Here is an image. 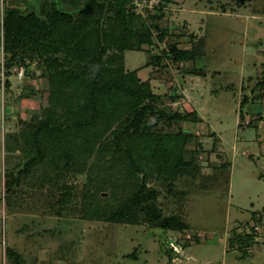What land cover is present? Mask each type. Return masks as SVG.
Returning <instances> with one entry per match:
<instances>
[{
    "label": "rangeland",
    "instance_id": "374dc122",
    "mask_svg": "<svg viewBox=\"0 0 264 264\" xmlns=\"http://www.w3.org/2000/svg\"><path fill=\"white\" fill-rule=\"evenodd\" d=\"M44 1L0 0V264H264V97L256 87L264 78V0L127 4L142 18L159 12L163 37L153 29L154 44L125 52V66L140 68L161 96L157 105L181 116L171 127L188 134L185 159L196 164L194 177L163 180L153 171L144 178L160 191L162 214L177 216L178 227L166 230L82 218L80 201L97 177L90 163L69 173L64 184L73 196L63 208L51 185L32 177L6 192L9 173L26 161L21 131L48 106L49 91L38 61L6 67L2 21L7 8L28 14ZM172 46L194 58L175 60Z\"/></svg>",
    "mask_w": 264,
    "mask_h": 264
},
{
    "label": "trees",
    "instance_id": "16d2710c",
    "mask_svg": "<svg viewBox=\"0 0 264 264\" xmlns=\"http://www.w3.org/2000/svg\"><path fill=\"white\" fill-rule=\"evenodd\" d=\"M129 1L46 0L38 12L5 10L6 67L38 61L49 91L48 106L21 131L26 161L17 175L9 173L6 192H15L23 179L32 177L40 186L51 185L55 207L63 208L73 196V188L65 186L69 173L77 174L90 163L97 177L89 179L92 188L80 201L82 218L175 229L177 216L162 214L156 202L160 191L144 178L153 171L163 180L180 174L194 177L196 164L185 159L188 134L171 127L181 116L157 105L161 96L149 80L140 79V68L125 66V52L154 44L153 29L160 30L158 39L163 37L159 12L142 18L127 7ZM171 51L175 60L194 58L193 51L175 46ZM256 87L264 97V78ZM140 173L143 178L135 188L123 194L125 180L130 184Z\"/></svg>",
    "mask_w": 264,
    "mask_h": 264
}]
</instances>
